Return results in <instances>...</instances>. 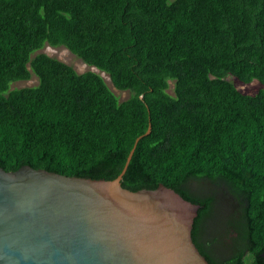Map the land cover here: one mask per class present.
Returning a JSON list of instances; mask_svg holds the SVG:
<instances>
[{
    "label": "trees",
    "instance_id": "1",
    "mask_svg": "<svg viewBox=\"0 0 264 264\" xmlns=\"http://www.w3.org/2000/svg\"><path fill=\"white\" fill-rule=\"evenodd\" d=\"M229 77L264 85V0H0V166L111 180L151 124L123 187L200 204L193 240L211 264H264V89ZM210 186L230 197L216 229Z\"/></svg>",
    "mask_w": 264,
    "mask_h": 264
},
{
    "label": "water",
    "instance_id": "2",
    "mask_svg": "<svg viewBox=\"0 0 264 264\" xmlns=\"http://www.w3.org/2000/svg\"><path fill=\"white\" fill-rule=\"evenodd\" d=\"M151 130L111 180L0 166V264H211L193 240L200 204L164 184L122 185Z\"/></svg>",
    "mask_w": 264,
    "mask_h": 264
},
{
    "label": "rangeland",
    "instance_id": "3",
    "mask_svg": "<svg viewBox=\"0 0 264 264\" xmlns=\"http://www.w3.org/2000/svg\"><path fill=\"white\" fill-rule=\"evenodd\" d=\"M38 52H45L53 57H56L70 65H72L79 73H84L88 70H97L96 68H93L92 66L87 65L81 58H79L77 55H75L70 49H68L65 46L60 47H52L50 45H46L42 49H40ZM104 79L106 80L109 87L114 91V93L118 96L120 101L126 100L130 93L129 91H120L118 90L112 83L110 77L106 73H102ZM229 80L233 81L236 87L242 91L243 93L254 95L260 91V89H264V85H262L258 80H254L251 83L245 84L240 82L235 77H229ZM39 83V78L37 76H33L30 80L27 81H16L12 84L13 88H22L26 86H35ZM171 83V88L169 89L170 93H173V84ZM195 187V188H194ZM197 186L194 185L193 189L195 191H198ZM210 190H214L218 192L217 199L219 200L220 204L215 209V214L213 217V220L211 221L212 225L216 228H218L219 221L222 220L224 216H222L223 212L229 209L230 200L227 193V188L225 186H210ZM226 194V195H225Z\"/></svg>",
    "mask_w": 264,
    "mask_h": 264
},
{
    "label": "flooded vegetation",
    "instance_id": "4",
    "mask_svg": "<svg viewBox=\"0 0 264 264\" xmlns=\"http://www.w3.org/2000/svg\"><path fill=\"white\" fill-rule=\"evenodd\" d=\"M201 227H203V224H202V226Z\"/></svg>",
    "mask_w": 264,
    "mask_h": 264
}]
</instances>
